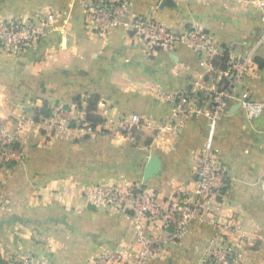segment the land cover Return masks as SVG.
<instances>
[{"label":"crops","instance_id":"0c3cea01","mask_svg":"<svg viewBox=\"0 0 264 264\" xmlns=\"http://www.w3.org/2000/svg\"><path fill=\"white\" fill-rule=\"evenodd\" d=\"M261 1L128 0L121 24L97 35L85 26L82 0H0V19L57 14L54 27L26 53L0 48V134L8 126L22 149V160L10 168L0 157V255L30 257L38 264H94L128 246L131 212L91 204L87 194L97 185L142 183L161 206L177 191L195 197L209 102L199 100L200 113L180 124L168 95L211 89L214 72L183 43L151 51L133 38L130 20L148 16L176 33L198 27L230 58L247 57L251 63L232 86L228 110L217 123L214 147L225 168L226 190L215 214L209 222L193 221L179 238L153 230L162 247L150 264H207L215 226L225 222L239 229L229 242L233 263L264 264ZM91 94L100 98L101 127L53 135L48 122L33 120L34 108L45 101L51 108L69 107L80 96L84 110ZM246 99L262 105L258 117L247 119ZM134 115L139 121L127 127ZM100 128L106 131L98 133ZM150 156L159 168L145 179Z\"/></svg>","mask_w":264,"mask_h":264},{"label":"built area","instance_id":"2783aa9c","mask_svg":"<svg viewBox=\"0 0 264 264\" xmlns=\"http://www.w3.org/2000/svg\"><path fill=\"white\" fill-rule=\"evenodd\" d=\"M84 6L85 26L97 35L121 24L127 13L128 0H82ZM264 7V0L260 3ZM56 13L52 10L43 15L31 17H7L0 19V48L12 55L26 53L41 40L55 25ZM264 22V16H263ZM132 37L139 40L149 50L170 49L183 43L199 53L206 66L213 73V88L198 91L182 90L168 97L173 101V114L182 124L200 113V101L209 103L205 114L208 116V130L197 157L194 172L195 197L177 191L168 199L165 206L158 204L154 192L137 183L119 188L116 185H97L88 192L87 197L96 207H114L131 212L133 241L128 246L103 254L94 264H150L158 256L162 240L156 237L153 230L159 228L168 232L169 238H179L193 221H211L215 214L214 206L221 197V189L225 186V168L215 147L217 123L220 115L227 112L231 99L232 86L247 72L251 63L246 58H230L224 70H215L212 60L223 53L212 36L198 27L183 33H176L148 16H136L129 23ZM264 36V28L262 30ZM223 83L219 84V81ZM200 96V97H198ZM247 119L259 116L262 105L252 100L242 101ZM83 107L75 104L64 108L56 106L51 115L44 119L54 134H62L70 129L87 128ZM78 115V116H77ZM133 121L137 117L133 116ZM4 126L0 134V157L18 161L22 157L21 148L15 146L20 142L7 132ZM239 234L238 225L231 222L215 226V232L205 251L207 264H234L230 247L232 236ZM13 264H38L30 257L15 259Z\"/></svg>","mask_w":264,"mask_h":264},{"label":"trees","instance_id":"16d2710c","mask_svg":"<svg viewBox=\"0 0 264 264\" xmlns=\"http://www.w3.org/2000/svg\"><path fill=\"white\" fill-rule=\"evenodd\" d=\"M229 60V55L227 51H223V53L219 56H216L212 60V65L214 69L217 70H224L226 68L227 61ZM256 63L259 66H262V62L259 60H256ZM223 83V80L219 81V84ZM100 98L96 94H91L85 98V106H84V111H85V121H87L90 124L91 129H95L98 125L103 124L104 119L97 113V105L99 102ZM73 101L78 104V106L81 108V98L80 96H76L73 98ZM64 108H67L64 106ZM34 115H33V120L35 122L40 121V118L45 119L48 115L52 113V108L48 105V103L45 101L41 107H36L33 110ZM15 146L17 148H21L19 143H16ZM15 162L9 163V166L14 165ZM226 190V187L224 186L221 189V193H224ZM0 264H11L8 260H5L1 255H0Z\"/></svg>","mask_w":264,"mask_h":264},{"label":"rangeland","instance_id":"374dc122","mask_svg":"<svg viewBox=\"0 0 264 264\" xmlns=\"http://www.w3.org/2000/svg\"><path fill=\"white\" fill-rule=\"evenodd\" d=\"M34 16H36V15H34ZM31 17V16H30ZM145 45V44H144ZM147 47V46H146ZM202 92H200V93H198L199 95L201 94ZM198 97H200V96H198ZM74 104H75V107H79L78 106V104H76V102H74ZM81 107H82V101H81ZM39 107H41V106H39ZM51 108V107H50ZM53 109V108H52ZM33 115H34V112H33ZM51 115V114H50ZM50 115H48L46 118H48ZM78 116V115H77ZM45 118V119H46ZM133 116L131 117V119L129 120V123H127V127H131L132 125H135L138 121H139V118H138V116H137V119H136V121H133ZM138 120V121H137ZM40 121H44V119H42V118H40ZM125 122V121H124ZM135 123V124H134ZM102 126V124H100V125H98L97 127H101ZM123 126H125V124L123 125ZM125 128V127H124ZM106 130H104V129H102V128H100L99 129V131H98V133H104ZM49 132H51L53 135H54V132H53V130H52V128L50 127V130H49ZM51 135V134H50ZM21 151H22V149H21ZM22 160V157H21V159L20 160H18V161H15V160H13V159H11V158H9V159H7V160H5L4 158H2V161H1V164L3 163L6 167H12V166H14L16 163H18V162H20ZM11 162H15V164L14 165H12V166H9V163H11ZM25 257V256H24ZM19 258H22V257H11V258H9V259H7L11 264H13L14 263V260L15 259H19ZM6 260V259H5Z\"/></svg>","mask_w":264,"mask_h":264},{"label":"water","instance_id":"95a60500","mask_svg":"<svg viewBox=\"0 0 264 264\" xmlns=\"http://www.w3.org/2000/svg\"><path fill=\"white\" fill-rule=\"evenodd\" d=\"M158 168H159L158 160L155 157L150 156L148 162L146 163L145 169H144V174H143L144 178L147 179L151 177L152 174L158 171Z\"/></svg>","mask_w":264,"mask_h":264}]
</instances>
